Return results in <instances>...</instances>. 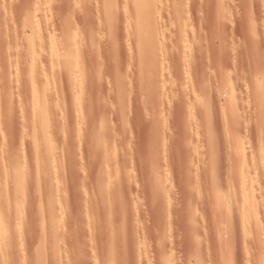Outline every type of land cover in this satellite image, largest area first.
Instances as JSON below:
<instances>
[{"label": "rangeland", "instance_id": "rangeland-1", "mask_svg": "<svg viewBox=\"0 0 264 264\" xmlns=\"http://www.w3.org/2000/svg\"><path fill=\"white\" fill-rule=\"evenodd\" d=\"M146 1L127 0L126 13L125 0L120 6L116 1L119 29L110 34L103 0H0V194L13 186L8 179L13 183L18 170L29 181L25 193L20 192L22 210L15 216L11 203L13 210L0 214L13 235L0 233V257L9 259L4 263L0 258V264H264V182L257 184L264 180V0ZM48 38L56 42L52 49ZM61 47L81 56L68 77L62 65L54 67L49 59ZM33 66L37 75L43 70L39 83L47 78L52 83L57 73L56 89L47 94L55 115L53 136L58 142L64 139L62 111L68 129L76 127L73 136L65 128L67 148L61 143V157L55 155L58 171L55 161L41 162L47 169L42 182L35 177L30 117H25L33 103L24 88ZM114 70L124 81V124ZM22 79L25 84L17 85ZM41 100L36 99L40 105ZM103 129L108 146L114 147L111 156L107 148L109 167L102 157L107 146H96ZM106 168L115 170L112 192ZM246 173L260 177L253 183L257 202H263L257 206L259 226L248 230L253 241L239 230L240 205L233 202L229 208L227 202L228 189L240 187ZM51 204L53 214L48 212ZM51 218L58 228L50 226ZM40 256L44 260L37 263Z\"/></svg>", "mask_w": 264, "mask_h": 264}, {"label": "bare ground", "instance_id": "bare-ground-1", "mask_svg": "<svg viewBox=\"0 0 264 264\" xmlns=\"http://www.w3.org/2000/svg\"><path fill=\"white\" fill-rule=\"evenodd\" d=\"M116 1H117V3L119 4V6H120V4H122L123 2H122V0H103V5L101 6V7H103L104 9H103V16H104V21H105V24H106V26L107 27H105L106 29L108 28V30L110 31V34H112V32L113 31H115V30H117V29H119V28H117L116 27V23H118V22H116V20H117V14L115 13V11H117V9H118V4H116ZM121 1V2H120ZM129 1V3H130V1H132V0H128ZM136 1V0H135ZM142 2L143 1H146V0H141ZM151 0H147L146 2H150ZM155 1V0H154ZM171 1H173V0H171ZM125 2L126 3H124L125 5L123 6V13H126L127 12V0H125ZM157 2V1H156ZM101 4V3H100ZM128 5H130V4H128ZM121 8V7H120ZM119 8V9H120ZM100 9V8H99ZM121 10V9H120ZM121 12V11H120ZM119 13V12H118ZM121 14V13H120ZM120 14H119V16H120ZM128 15H129V12L127 13ZM118 16V17H119ZM124 17V16H123ZM126 18H129V17H127V16H125ZM102 18V17H101ZM125 18V19H126ZM123 20L125 23L127 22V19L126 20ZM119 21V20H118ZM96 24H98V23H96ZM105 24H103L102 26H105ZM57 26V25H56ZM119 26H121V25H118V27ZM66 27H67V25H66ZM124 28V27H123ZM70 29V28H69ZM68 29V30H69ZM104 29V28H103ZM50 30V29H49ZM58 30V29H57ZM87 31V30H86ZM104 31H106L105 29H104ZM122 31L123 30H121V34H122ZM57 32V31H56ZM119 32V31H118ZM53 33V32H52ZM70 33V32H69ZM100 33V32H99ZM106 34H107V32H105ZM116 33H117V31H116ZM101 34V33H100ZM105 34V35H106ZM110 34L108 35V36H110ZM118 34V33H117ZM58 35V34H57ZM70 35H73V32L70 34ZM115 35V33H113V36ZM124 34H122V36H123ZM54 36V35H53ZM59 36V35H58ZM69 36V35H68ZM102 36H103V34H102ZM107 36V35H106ZM107 36V37H108ZM112 36V35H111ZM117 36H119V35H117ZM42 37V36H41ZM51 37H52V35H51ZM70 37V36H69ZM115 37H116V35H115ZM120 37V36H119ZM83 38V37H82ZM105 38V37H104ZM118 38V37H117ZM58 39V38H57ZM75 39H76V37H75ZM107 39V38H106ZM114 39V38H113ZM121 39H124L123 37L121 38ZM40 40V39H39ZM70 41H71V39H69ZM125 40V39H124ZM123 40V41H124ZM41 41H43V40H41ZM40 41V47H42V45L41 44H44V43H42ZM48 41H49V45L51 46V49H52V47H55V41L53 40V38H48ZM57 41V40H56ZM77 41V40H76ZM89 41V40H88ZM114 41H115V39H114ZM122 41V42H123ZM74 42V41H73ZM116 42V41H115ZM63 43V42H62ZM61 43V44H62ZM70 43V42H69ZM72 44V43H71ZM76 44V43H75ZM113 44V43H112ZM63 45V44H62ZM94 45V44H93ZM45 46V45H44ZM71 46V45H70ZM73 46V45H72ZM85 46H88L87 44L85 45ZM118 46V45H117ZM116 46V48L118 49V47ZM47 47V46H46ZM114 47V46H113ZM61 48H63V49H61V53L60 52H57V53H59L58 55H56L55 57H51V58H49L50 59V62L52 63V65L54 64V67H57L58 65H56L55 63H58L59 64V66L60 65H62L63 66V70L66 72L65 74H67L66 76L68 77V75H70L71 74V69H72V67H73V62L74 61H76L75 59H79V58H81V56H79L78 54H76L75 52H76V50H75V52H73L72 51V48H69V50H66L64 47H61ZM102 48V47H101ZM38 49H40V48H38ZM43 49V48H42ZM42 49H40L39 50V53L38 54H40V52H41V54H43V50ZM57 49V48H56ZM73 49H76V47L75 48H73ZM113 50V49H112ZM31 52H32V55H34L35 54V52L36 51H34V50H30ZM34 51V52H33ZM104 51H106V49L104 50ZM53 52V51H52ZM83 52V51H82ZM86 52V51H85ZM84 52V53H85ZM48 53V52H47ZM55 53V52H54ZM87 53V52H86ZM106 53V52H105ZM45 54V53H44ZM44 54H43V57H44ZM84 55V54H83ZM87 55V54H86ZM85 55V56H86ZM35 56H37L38 57V55L37 54H35ZM41 55H39V57H40ZM54 56V55H53ZM106 56V55H105ZM112 56H113V54H112ZM37 57H34V59H36V61L38 60V58ZM42 56L40 57V58H42V63H44L43 61L45 60V59H47V58H43ZM85 58V57H84ZM44 59V60H43ZM88 60H90V58L88 59ZM100 60V59H99ZM98 60V61H99ZM47 61V60H46ZM95 61H97V60H95ZM108 61V60H107ZM112 61V60H111ZM117 61V60H116ZM100 62V61H99ZM38 63V62H37ZM86 63V62H85ZM90 63V62H89ZM92 63V62H91ZM98 63V62H97ZM46 64H49V60H48V62L46 63ZM45 64V69H47L46 68V66L48 67L49 65H46ZM36 65V64H35ZM43 65V64H42ZM56 65V66H55ZM87 65H88V63H87ZM92 65V64H91ZM104 65V64H103ZM39 67V66H38ZM38 67H37V69H38ZM35 68H36V66H35ZM40 68V67H39ZM41 68H42V66H41ZM52 68H53V66H52ZM59 68V67H58ZM84 69H85V67H83ZM50 69V68H49ZM88 69H89V67H88ZM113 69V68H112ZM41 70V69H40ZM38 71V75H37V72H35L36 70L34 69V66L32 67V69L29 71V73H28V76H27V78H28V80L26 79H22V82H18V81H20V80H16L17 82H16V84L17 85H24L26 82L28 83L27 84V87L28 88H26V87H24L26 90H30V92H31V94H32V99H33V103L31 104L32 106L30 107L31 109H30V111H29V113L31 112V115L29 114V115H27L26 114V118L28 119L29 117V119H28V121H29V124H28V122H27V126L29 125V127L28 128H30V129H28V130H30V132H31V134H30V136H31V138L29 137V139H30V141H29V143H31V145H32V158H33V155H34V158L32 159V162H33V160L35 161V165H34V167H35V169H36V171H35V169H34V171H35V177L37 176V178H39L40 176V179L39 180H41V179H44V177H43V175L47 172V169L46 170H44V168H41L42 166H40V164H42L43 165V163L45 162V160H50L51 162H53V164H54V161L56 160V158L57 157H55V155H57L59 152H60V147H62V146H60L61 145V143H62V145H63V149L64 148H67V147H65V144L63 143V140H65V138H67V136H65V135H67V132H65V131H67L68 130V136H73V134L71 133L72 131H74V129L76 128H74L73 129V125H72V131L71 130H69L68 129V127H67V125L69 124H65L66 122L63 120L64 119V117H63V111H62V122H61V120H60V122H61V124L60 125H62V126H60V127H62L63 129V133H64V135H63V137H64V139L62 138V140H61V142H58V140H56V138L54 137L55 136V134H54V136H53V131L55 130L54 128H55V125L53 126V124H52V122L51 121H53L54 122V120H51V119H54V117H55V115H54V117H53V112H52V108H53V105H52V102H51V104H50V102H49V100H50V98L48 97V92L50 93V91L52 90V88L54 89L56 86H55V80L57 79V78H55L56 77V75H57V71L55 72L56 74H55V76H53L52 77V83H53V86H51L52 85V83L49 81V80H45V82L44 83H39L38 81H37V79L39 78V76L40 75H42L43 74V70H42V73H41V71ZM63 70H62V72H63ZM120 70V69H119ZM47 71V70H46ZM45 71V72H46ZM115 71V76L117 77V82H118V85H117V97H116V100H117V102H118V105H119V113L121 114L120 115V122L121 123H123L124 124V122H125V120H124V116H125V110H124V97H126V96H124V81L118 76L119 74V72H117L116 70H114ZM40 72V73H39ZM101 72V71H100ZM85 74V73H84ZM63 75H64V73H63ZM111 75V74H110ZM48 76V75H47ZM63 77V76H62ZM84 77H85V75H84ZM91 77V76H90ZM116 77H114V78H116ZM64 78H65V75H64ZM92 81H93V75H92ZM85 79V78H84ZM104 79V78H103ZM24 80H25V83H24ZM14 81V80H13ZM15 82V81H14ZM99 82H101V81H99ZM19 83V84H18ZM20 83H22V84H20ZM51 83V84H50ZM102 83V82H101ZM15 84V85H16ZM94 84V83H93ZM16 85V86H17ZM97 85V84H96ZM21 86V87H22ZM59 86V85H58ZM18 87H20V86H18ZM20 87V88H21ZM23 88V87H22ZM59 88V87H58ZM56 89V88H55ZM100 89V86H99V88H98V90ZM113 91V90H112ZM99 92V91H98ZM97 92V93H98ZM50 95V94H49ZM99 95V94H98ZM113 95V94H112ZM126 95V94H125ZM97 96V95H96ZM41 97V105L39 104V101L37 102L36 101V99L37 98H40ZM25 98V97H24ZM97 98V97H96ZM113 98V97H112ZM26 99V98H25ZM28 99V98H27ZM49 99V100H48ZM115 100V101H116ZM25 101V100H24ZM51 101V100H50ZM57 101V100H56ZM21 102V101H20ZM98 102V101H97ZM24 103V102H23ZM99 103V102H98ZM114 103V102H113ZM126 103V102H125ZM59 104V103H58ZM115 104V103H114ZM113 104V105H114ZM22 105V104H21ZM26 105V104H25ZM55 106V105H54ZM90 106V105H89ZM67 107V106H66ZM115 107V106H114ZM28 108V107H27ZM59 109V108H58ZM57 109V110H58ZM87 109H88V107H87ZM28 110H29V108H28ZM60 110V109H59ZM61 110H62V108H61ZM82 111V110H81ZM60 112V111H59ZM83 112V111H82ZM68 113V112H67ZM78 113L80 114L81 112H79V110H78ZM102 113V112H101ZM69 114V113H68ZM65 115V114H64ZM91 115V114H90ZM27 116H29V117H27ZM59 116H60V114H59ZM58 115H57V117H59ZM66 116V115H65ZM75 117H77V114L75 115ZM115 117V116H114ZM66 118V117H65ZM71 118V117H70ZM104 118V117H103ZM116 118V117H115ZM56 119V118H55ZM58 119V118H57ZM77 119H79V118H77ZM102 119V118H101ZM105 119V118H104ZM15 120V119H14ZM70 120V119H69ZM75 120V119H74ZM117 120V119H116ZM56 121V120H55ZM77 122H78V124H79V122H81V121H79V120H76ZM75 121V122H76ZM83 121H84V119H83ZM87 121V120H86ZM97 121V120H96ZM119 121V119L117 120V122ZM57 122V121H56ZM74 122V123H75ZM76 122V123H77ZM113 122V121H112ZM71 123V122H70ZM73 123V122H72ZM75 123V124H76ZM114 123V122H113ZM116 123V122H115ZM22 124V123H21ZM74 124V125H75ZM81 124H82V122H81ZM24 125V124H23ZM58 125V124H57ZM65 125H66V127H65ZM71 125V124H70ZM80 125V124H79ZM101 126H102V124H100ZM76 126V125H75ZM100 126V127H101ZM16 127V126H15ZM81 127H82V125H81ZM100 127H99V129H100ZM117 127V126H116ZM65 128H67V130L65 129ZM79 128V127H78ZM102 128H106V125L105 126H102ZM26 129V128H25ZM103 129V130H104ZM57 130V129H56ZM61 130V131H62ZM105 130H107V128L105 129ZM103 131V132H106L105 134L103 133H101V135L103 136L104 135V137H101L100 138V140L99 139H97L96 137H95V135H93V138L95 137L96 139H97V142H96V140H95V142H96V146L98 145H100V144H102V148L103 149H105L104 147L105 146H107L106 147V151L103 153V158L105 159V164L106 165H108V163L109 162H111V157L109 158V156H108V151L110 150V156H111V151H113L112 150V148L114 149V147H110L112 144L110 143V141L107 139V138H105V136H106V134L108 133L107 131ZM121 130V129H120ZM22 131V130H21ZM58 131V130H57ZM71 131V132H70ZM79 131V130H78ZM11 132V131H10ZM118 132V131H117ZM62 133V132H61ZM0 134H1V132H0ZM7 134V133H6ZM29 134V133H28ZM9 137V136H8ZM7 137V138H8ZM27 137V136H26ZM107 137V136H106ZM16 138V137H15ZM61 138V137H60ZM72 138V137H71ZM93 138H91V140L90 141H92V143H93V140L95 139H93ZM114 138V137H113ZM1 139V138H0ZM26 139V138H25ZM78 139V138H77ZM112 140V139H111ZM114 140V139H113ZM112 140V141H113ZM122 140V139H121ZM4 141V140H3ZM16 141H17V139H16ZM76 141V140H75ZM109 141V142H108ZM97 143H100V144H97ZM110 143V144H109ZM117 143V142H116ZM120 143V142H119ZM115 144V143H114ZM113 144V145H114ZM28 145V144H27ZM73 145H74V143H73ZM104 145V146H103ZM108 145H110V146H108ZM115 146V145H114ZM117 146V145H116ZM27 147V146H26ZM73 148V147H72ZM107 148L109 149V150H107ZM69 149V148H68ZM67 149V150H68ZM121 149H123V148H121ZM120 149V150H121ZM1 150V149H0ZM23 150V149H22ZM61 150H62V148H61ZM97 150V149H96ZM66 151V150H65ZM102 151H104V150H102ZM122 151V150H121ZM69 152V151H68ZM120 152V151H119ZM65 153V152H64ZM106 153V154H105ZM108 153V154H107ZM106 156H105V155ZM119 154V153H118ZM90 155V154H89ZM101 155V154H100ZM123 155H125V156H127L126 154H123ZM58 156H60L59 154H58ZM61 157V156H60ZM65 157V156H64ZM101 157V158H102ZM1 158V157H0ZM63 158V157H62ZM125 159H126V157H124ZM66 159V158H65ZM94 159V158H93ZM120 159H123V157H121ZM21 160V159H20ZM24 161H26V159H23ZM63 160V159H62ZM19 161V160H18ZM50 161H48V162H50ZM56 161H58V159L56 160ZM55 161V162H56ZM72 161V160H71ZM101 161V160H100ZM115 161V160H114ZM118 161H120L119 159H118ZM123 161H127V160H124L123 159ZM123 161L122 162H120V165H121V167H123ZM14 162V161H13ZM41 162H43V163H41ZM58 162H60V161H58ZM66 162V161H65ZM103 162H104V160H103ZM23 163V162H22ZM26 163V162H25ZM119 163V162H118ZM18 164V163H17ZM32 164V163H31ZM52 164V163H51ZM61 164H63L62 162H61ZM92 164V163H91ZM110 164V163H109ZM117 164V163H116ZM26 166H27V164H25ZM56 165H57V162H56ZM64 165V164H63ZM112 165V164H111ZM119 165V166H120ZM13 165H11V167H12ZM26 166H23V168H21L23 171L26 169ZM59 166V167H58ZM60 166L61 165H57V167L55 166V168H56V172L58 171L57 169H59L60 168ZM97 166V165H96ZM31 166H29V168H30ZM46 167V166H45ZM108 167H109V165H108ZM25 168V169H24ZM50 168V167H49ZM119 168V167H118ZM117 168V169H118ZM13 169V168H12ZM27 169H28V167H27ZM62 169H63V167H62ZM116 169V170H117ZM4 170V169H3ZM50 170V169H49ZM53 170V169H52ZM51 170V171H52ZM61 170V169H60ZM104 170V169H103ZM108 170V171H107ZM111 170H113L112 168L110 169V168H106V172H103L104 174L106 173L107 175H104V177L105 176H107L106 178H107V180H106V182H108V188H110L109 190L111 191V188H112V191H113V186L115 187V185H114V183H115V180H116V178H115V174H113V172L111 171ZM120 170V169H119ZM119 170H117V171H119ZM127 170V169H126ZM28 171V170H27ZM33 171V172H34ZM46 171V172H45ZM54 171V170H53ZM100 171V170H99ZM113 171H115V170H113ZM2 172V171H1ZM13 172V171H12ZM18 174L16 173H14L15 175V177H13V183H11L12 182V177L11 178H9V177H7V179L9 180V182L8 183H10V186L13 184V186H8V183H7V186L8 187H10V188H8V190L6 189V191L7 192H5V194L4 195H1L0 194V214H2V213H4V212H2V211H4L6 208H13V205L15 204V206H14V215H15V213H17V211H19V210H22V209H20L21 207L23 208V201H25V199H24V195H22L23 193H25L24 191H26L25 189H26V187H25V180H27L28 178V176L26 175V177H25V175L24 174H21L20 172H22V171H20V170H18ZM33 172H31V173H33ZM55 172V171H54ZM55 172V173H56ZM101 172V173H102ZM112 172V173H111ZM26 173V172H25ZM42 173V174H41ZM49 173H50V171H49ZM59 173V172H58ZM129 173V172H128ZM7 174H8V172H7ZM27 174V173H26ZM30 174V173H29ZM100 174V173H99ZM118 174V173H117ZM120 174V173H119ZM247 174V173H246ZM11 175V174H10ZM34 175V174H33ZM49 175V174H48ZM129 175V174H128ZM127 175V176H128ZM249 174H247V176L245 175V176H242L241 177V180H240V187H238V188H234V187H236V184L235 185H233L231 188H229L228 189V193H229V198H228V205H229V208H230V206H231V203H233V202H236V203H238L239 205H240V208H238L237 207V209L239 210V211H241V212H239L238 211V213H239V215H238V218L237 219H240V221H241V228H240V226H238V229L240 230V231H242L243 233L244 232H246V235L245 236H247L248 234H249V232H248V230H251L250 229V227H253V226H259L258 224L256 225V216H258V214H257V212L259 211V209L261 208L260 207V204H262L263 202H260V200H259V202H260V204L257 202L258 200H257V191L254 189V187H255V185H254V179L253 178H255L257 181L259 180V178L260 177H253L252 176V179H251V177L250 176H248ZM252 175V174H251ZM260 175V174H259ZM258 175V176H259ZM8 176H9V174H8ZM31 176H32V174H31ZM55 176V175H54ZM120 176V175H119ZM118 175H117V178L119 177ZM257 176V175H256ZM46 177V176H45ZM48 177V176H47ZM27 178V179H26ZM128 178V177H127ZM262 178H264V176L262 177ZM115 179V180H114ZM120 179H121V177H120ZM11 180V181H10ZM29 180H30V175H29ZM38 180V181H39ZM51 180V179H50ZM57 180V179H56ZM55 180V181H56ZM125 180V179H124ZM6 181H5V184H6ZM46 181V180H45ZM54 181V182H55ZM64 181V180H63ZM122 181V180H121ZM127 181V180H126ZM125 181V182H126ZM162 181V180H161ZM41 182H42V180H41ZM60 182H61V180H60ZM60 182H58V183H60ZM100 182V181H99ZM256 182V181H255ZM260 182H264V180L262 179V181H258L257 182V184L258 183H260ZM29 184V181L27 180V182H26V186ZM30 183H31V181H30ZM36 183H38L37 182V180H36V182H35V184ZM52 183V182H51ZM62 183V182H61ZM119 183V182H118ZM122 183H124V182H121V184ZM39 184V189H41L42 188V186L40 185V184H42V183H38ZM38 184H36V185H38ZM45 184V183H44ZM73 184V183H72ZM101 184V183H100ZM120 184V185H121ZM134 184V183H133ZM218 184V183H217ZM216 184V186H218ZM256 184V183H255ZM2 185H3V182H2ZM57 185V184H56ZM91 185H93V184H91ZM119 185V184H118ZM120 185L117 187L118 189L119 188H121L120 187ZM128 186H130L129 185V183L127 184ZM126 185V183H124V187H126L127 186ZM136 185V184H135ZM159 185V184H158ZM157 185V186H158ZM31 186H32V184H31ZM33 186H35V185H33ZM94 186V185H93ZM151 186V185H150ZM161 186V185H160ZM215 186V187H216ZM220 186V185H219ZM218 186V187H219ZM258 186H259V184H258ZM213 187V186H212ZM260 187V186H259ZM5 188H6V186H5ZM12 188V189H11ZM27 188H28V186H27ZM29 188H32V187H29ZM34 188V187H33ZM36 188V187H35ZM94 187H92V189H93ZM102 188V187H101ZM214 188V187H213ZM256 188H257V185H256ZM263 188H264V186H263ZM9 189H10V191H9ZM58 189V188H57ZM126 189V188H125ZM259 190L261 189V188H258ZM94 190H95V188H94ZM108 190V193L110 192ZM116 190V189H115ZM11 191H13V195L11 194L12 192ZM21 191H23V193L21 192ZM36 191V190H35ZM37 191H38V189H37ZM52 191H53V189H52ZM79 191V190H78ZM111 191V192H112ZM219 191H220V188H219ZM260 191H262V190H260ZM11 192V193H10ZM16 192V193H15ZM22 194H21V193ZM163 192V191H162ZM215 192V191H214ZM216 192H217V190H216ZM259 192V191H258ZM9 193V194H8ZM51 193V192H50ZM53 193V192H52ZM61 193V192H60ZM63 193V192H62ZM169 193V192H168ZM222 192L220 191L219 192V194H221ZM264 193V192H263ZM15 194V195H14ZM95 194V193H94ZM215 194V193H214ZM9 195H11V196H9ZM109 195H110V193H109ZM112 195V194H111ZM110 195V196H111ZM163 195H165V194H163ZM262 195V194H261ZM2 196V197H1ZM12 196H14L13 198H11ZM104 196V195H103ZM264 195H262V197H263ZM48 197V196H47ZM159 197V196H158ZM264 198V197H263ZM260 199V198H259ZM262 199V198H261ZM37 200V199H36ZM80 200V199H79ZM264 200V199H263ZM14 201V202H13ZM29 201V200H28ZM29 202H31V201H29ZM33 202V201H32ZM38 202V201H37ZM37 202H35V203H37ZM119 202H120V200H119ZM206 202V201H205ZM11 203L13 204V205H11ZM51 203V202H50ZM143 203V202H142ZM29 204V203H28ZM33 204H34V202H33ZM40 204V203H39ZM46 204H49V203H46ZM85 204V203H84ZM89 204V203H88ZM109 204H111V202L109 201ZM235 204V203H234ZM238 204H236V206H238ZM258 204H259V209L257 208V206H258ZM52 205L53 204H51V207H49L50 209H48L49 211V213H52L53 214V212H54V209H53V207H52ZM263 206H264V203L262 204ZM55 206V205H54ZM29 207V206H28ZM34 207H36V206H34ZM8 208V209H9ZM9 209V211L10 210H13V209ZM17 208V209H16ZM40 208L41 207H39V210H40ZM94 208V207H93ZM212 208H213V206H212ZM211 208V209H212ZM214 208H216V207H214ZM7 209V210H8ZM19 209V210H18ZM217 209H218V207H217ZM216 209V210H217ZM236 209V208H235ZM43 210V209H42ZM213 210V209H212ZM215 210V211H216ZM41 211V210H40ZM261 211V210H260ZM259 211V212H260ZM2 212V213H1ZM6 212V211H5ZM12 212V211H11ZM90 212V211H89ZM21 213V212H20ZM213 214L215 213V212H212ZM261 213V212H260ZM18 214V213H17ZM44 214V213H43ZM51 214V215H52ZM5 215V214H4ZM24 215V214H23ZM48 215H50V214H48ZM215 215H216V213H215ZM16 216V215H15ZM14 216V217H15ZM54 218H55V214L54 215H52ZM261 216V215H260ZM43 217H45V215L43 216ZM43 217H41L42 218V220H44L43 219ZM50 217V216H49ZM91 218H92V216H90ZM230 217V216H229ZM234 217V216H233ZM237 217V216H236ZM20 218H22V217H20ZM40 218V219H41ZM213 218H214V215H213ZM218 218V217H217ZM1 220H0V233H2L1 234V237L2 236H9L10 234H12V233H9V231H12V230H10L12 227H11V225H10V222L9 221H7V220H5V222H7L8 224L7 225H10V226H6V224H5V222H4V218L1 216V218H0ZM24 219V218H23ZM53 218H51V220H52ZM109 219H110V217H109ZM15 221H16V219H14ZM13 220V221H14ZM50 220V221H51ZM215 220V222H216V219H214ZM11 221V220H10ZM12 221V222H13ZM46 221V220H45ZM52 221H54L53 222V224L51 223ZM50 223L52 224V225H50V226H52V227H54L55 225H56V223H55V220L53 219ZM229 221V222H228ZM234 221V220H233ZM259 221V220H258ZM262 221L264 222V220L262 219ZM17 222V221H16ZM16 222H13V223H16ZM39 222H40V220H39ZM92 222V221H91ZM133 222V221H132ZM238 222H239V220H238ZM261 222V221H260ZM263 222H261V224L263 225ZM20 223V222H19ZM43 222L41 221V224H40V226H42V225H45V224H42ZM45 223V222H44ZM49 223V224H50ZM214 223V221L212 222V224ZM12 224V223H11ZM227 224H229L230 225V220H229V218H228V220H227ZM228 225V226H229ZM239 225V224H238ZM261 225V226H262ZM57 226V225H56ZM236 226V225H235ZM11 227V228H10ZM15 227V226H14ZM60 227V226H59ZM214 227V226H213ZM256 227V228H257ZM263 227V226H262ZM42 229L44 228V227H41ZM50 228V227H49ZM57 228H58V226H57ZM234 228V227H233ZM17 229H19V228H17ZM56 229V228H55ZM215 229V228H214ZM242 229V230H241ZM253 230V232H255L254 231V229H255V227L254 228H252ZM21 230V229H20ZM49 230V229H48ZM50 230H51V228H50ZM233 229H231V231H232ZM37 231V230H36ZM44 231V230H43ZM58 231V230H57ZM56 231V232H57ZM42 232V231H41ZM92 232V231H91ZM232 232H234V231H232ZM242 232H240V233H242ZM251 232V231H250ZM252 232V233H253ZM52 233V232H51ZM58 233V232H57ZM73 233V232H72ZM93 233V232H92ZM237 234H238V232H236ZM239 233V234H240ZM242 233V234H243ZM6 234V235H5ZM61 234H62V232H61ZM238 234V235H239ZM75 235V234H74ZM217 235V234H216ZM237 235V236H238ZM11 236H13V235H10V237ZM36 236V235H35ZM40 236V235H39ZM43 236V235H42ZM233 236H234V233H233ZM241 235H239V237H240ZM252 236V235H251ZM3 237V238H4ZM21 237V236H20ZM46 237H49L48 235L46 236ZM55 237V236H54ZM58 237H60V236H58ZM217 237V236H216ZM5 238H7V237H5ZM19 238V237H18ZM61 238V237H60ZM124 237H122V239H123ZM250 239V237H248L247 236V239ZM260 238V237H259ZM54 239H56V238H54ZM131 239V238H130ZM215 239V238H214ZM240 240L239 241H241V240H243L244 239V237L242 238H239ZM49 240V239H48ZM234 240V239H233ZM245 240V239H244ZM243 240V241H244ZM250 240H252L253 241V239H250ZM249 240V241H250ZM40 241V240H39ZM52 241V240H51ZM246 241V240H245ZM248 241V242H249ZM252 241H250V242H252ZM22 242V241H21ZM56 242V241H55ZM54 242V243H55ZM123 242H124V240H123ZM234 242V241H233ZM248 242H247V246H251L252 244L249 242V245H248ZM257 242V241H256ZM8 243V242H7ZM18 243V242H17ZM240 243H242V242H240ZM253 243V242H252ZM259 243H261V242H259ZM5 244V243H4ZM11 244H12V242H11ZM243 244H245V242H243ZM258 244V243H257ZM262 244V243H261ZM2 245V244H1ZM19 245V244H18ZM40 245V244H39ZM47 245V244H46ZM101 245V244H100ZM7 246H8V244H7ZM244 246V245H243ZM242 246V247H243ZM258 246V245H257ZM14 247V246H13ZM39 247V246H38ZM246 247V244H245V246H244V249H246L245 248ZM21 248V247H20ZM35 248H37V246L35 247ZM54 248V247H53ZM253 248V247H252ZM9 249V248H8ZM244 249H242V250H244ZM247 250V252H249L250 251V248H249V251H248V249H246ZM7 251V250H6ZM218 251V250H217ZM221 251V250H220ZM240 251V250H239ZM251 252V251H250ZM8 253V252H7ZM44 253V252H43ZM42 253V254H43ZM220 253V252H219ZM145 254V253H144ZM1 255V254H0ZM41 255V254H40ZM51 255V254H50ZM23 256V255H22ZM37 257H38V255H36ZM3 256H1L0 258H2ZM5 257V256H4ZM3 257V258H4ZM6 257H8V256H6ZM44 256H40L39 257V259H37L36 261H37V263H38V260L39 261H42L41 259H43L44 260V258H43ZM263 257V256H262ZM11 258V257H10ZM22 258V257H21ZM24 258V257H23ZM30 258V257H29ZM45 258L47 259V257L45 256ZM258 258H259V256H258ZM264 258V257H263ZM262 258V259H263ZM31 259V258H30ZM33 259V258H32ZM59 258H57V260H58ZM260 259V258H259ZM2 260V259H1ZM8 258H6V261H5V258L3 259V261H4V263H6V262H8ZM11 260V259H10ZM14 260V259H13ZM49 261V260H48ZM52 261V260H51ZM1 262V261H0ZM10 262V261H9ZM263 262H264V259H263ZM43 263H44V261H43ZM42 262L40 263V264H43ZM52 263H53V261H52ZM1 264H3V262L1 263ZM10 264V263H9Z\"/></svg>", "mask_w": 264, "mask_h": 264}]
</instances>
